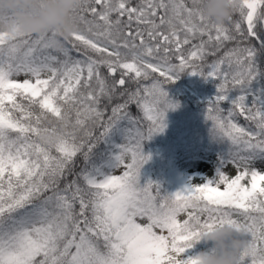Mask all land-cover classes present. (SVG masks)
<instances>
[{
  "label": "snow or ice",
  "instance_id": "1",
  "mask_svg": "<svg viewBox=\"0 0 264 264\" xmlns=\"http://www.w3.org/2000/svg\"><path fill=\"white\" fill-rule=\"evenodd\" d=\"M237 14L221 26L200 0H82L70 38L0 33V264H196L218 226L244 235L238 264H264V0ZM185 72L218 81L207 119L232 147L212 177L165 194L140 182L143 145ZM125 120L118 151L98 153Z\"/></svg>",
  "mask_w": 264,
  "mask_h": 264
},
{
  "label": "rangeland",
  "instance_id": "2",
  "mask_svg": "<svg viewBox=\"0 0 264 264\" xmlns=\"http://www.w3.org/2000/svg\"><path fill=\"white\" fill-rule=\"evenodd\" d=\"M169 88L172 89L170 92L167 87L165 89L172 100L183 90L179 84L169 85ZM208 121L209 124L212 123ZM166 124L162 133L153 136V142H144V153L150 155L151 159L141 170V184L159 182L162 192L166 194L191 182L199 183L204 178L212 177L230 149L225 142L210 136V130L203 131V122L196 125L193 114L181 106L167 112ZM128 127L126 120L121 121L107 138L111 152L118 151L117 146L125 142V130ZM254 167L264 170V161H256ZM225 171L233 174L235 168L228 164ZM121 172L122 169H118L114 174L119 175Z\"/></svg>",
  "mask_w": 264,
  "mask_h": 264
},
{
  "label": "clouds",
  "instance_id": "3",
  "mask_svg": "<svg viewBox=\"0 0 264 264\" xmlns=\"http://www.w3.org/2000/svg\"><path fill=\"white\" fill-rule=\"evenodd\" d=\"M242 0H200V11L211 23L227 25L237 14ZM82 0H0V33L18 31L38 34L56 30L70 38L79 29L74 15ZM65 130L46 133L45 141H58ZM204 247L198 248L197 245ZM247 241L242 233L232 227L218 226L208 231L202 242L191 253L196 264H238L241 251ZM168 264H186L184 254L170 253Z\"/></svg>",
  "mask_w": 264,
  "mask_h": 264
},
{
  "label": "trees",
  "instance_id": "4",
  "mask_svg": "<svg viewBox=\"0 0 264 264\" xmlns=\"http://www.w3.org/2000/svg\"><path fill=\"white\" fill-rule=\"evenodd\" d=\"M238 18V14L234 16L233 19ZM234 45L229 44L228 47H232ZM214 57H209V62L212 61ZM179 84L181 86L182 91L178 92L175 97L174 101H176L179 106L182 108L184 107L185 110L191 112L193 114V118L196 121V125H199L203 122L204 124V130L211 133L210 136H213L212 134V123H208L207 119V108L209 106L210 101L215 99V96L218 92V81H215L211 78L205 79L204 77L200 75H191L188 72L182 73L180 75V78L175 82L168 85H165V88L167 87L168 91L170 92L172 89L169 88V85H176ZM235 95V93H233ZM132 113L133 115H139L138 110L135 108V106L132 107ZM51 119V117L49 118ZM73 119L75 117L73 116ZM240 125L247 127L248 123L244 120L243 117H238L237 121ZM115 129L113 130V132ZM98 134V132H97ZM220 140V139H219ZM149 141L153 142L154 138L152 137ZM225 142V145L231 148L230 142L226 140H222ZM98 153L100 154H109L111 152V145L106 142H101V144L98 147ZM55 154V153H54ZM98 159V157H97ZM77 169H80L83 167L82 157H77ZM198 248L204 247L203 244L197 245Z\"/></svg>",
  "mask_w": 264,
  "mask_h": 264
}]
</instances>
